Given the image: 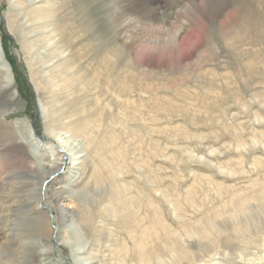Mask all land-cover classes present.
<instances>
[{
  "label": "rangeland",
  "instance_id": "obj_1",
  "mask_svg": "<svg viewBox=\"0 0 264 264\" xmlns=\"http://www.w3.org/2000/svg\"><path fill=\"white\" fill-rule=\"evenodd\" d=\"M24 1L0 0V60L8 69L0 65V264H141L131 237L149 232L148 247L169 244L162 230H151L161 222L199 255L201 238L187 233L211 220L226 227L237 207L230 193L259 202L264 0L214 5L219 16L206 22L193 6L197 0H140L153 13L148 18L120 0ZM48 40L67 51L54 71L36 61ZM60 72L66 82L64 76L55 86L48 77ZM73 125L82 135L62 140L74 155H64L51 178L54 157L45 138L59 143L55 134L65 138ZM35 139L45 156L28 144L35 147ZM53 179L68 190L57 199L46 187ZM39 188L47 222L34 218ZM4 197L11 200L10 226L1 219ZM227 237L242 249L235 235Z\"/></svg>",
  "mask_w": 264,
  "mask_h": 264
},
{
  "label": "bare ground",
  "instance_id": "obj_2",
  "mask_svg": "<svg viewBox=\"0 0 264 264\" xmlns=\"http://www.w3.org/2000/svg\"><path fill=\"white\" fill-rule=\"evenodd\" d=\"M9 1V0H8ZM12 3L14 2V0H10ZM30 0H27V2ZM213 1V3H212ZM225 1H229V0H197L195 9L197 10L198 14H199V18H202V21L206 22V20H212L213 18H216L219 16V12L217 10H215V8H213L212 6L214 5H221V6H216L217 8H222L224 9V7L222 6V4L225 3ZM26 2V0L24 1ZM23 2V3H24ZM113 2V1H112ZM121 3H123L124 8L130 12L131 14H137V15H141L143 17H147L150 16V14H153L152 11H149L147 5L145 3H142L140 0H120ZM10 3V2H8ZM116 3V2H115ZM212 4V5H210ZM116 7V5H115ZM119 8H120V4H119ZM121 9V8H120ZM185 10V9H184ZM122 11V10H121ZM112 12V11H111ZM110 12V13H111ZM119 12V11H118ZM124 12V11H123ZM108 13V12H107ZM128 13V15L130 14ZM112 14V13H111ZM116 14V13H115ZM108 15V14H106ZM113 15V14H112ZM122 15V14H121ZM221 15V14H220ZM123 16V15H122ZM130 16V15H129ZM133 16V15H132ZM136 16V15H135ZM134 16V17H135ZM198 16V15H197ZM116 17V16H114ZM133 17V18H134ZM196 17V15H195ZM130 18V17H129ZM132 18V17H131ZM130 18V19H131ZM139 18V17H138ZM148 18V17H147ZM113 19V18H112ZM205 19V20H203ZM116 20V19H115ZM123 20V19H122ZM113 21V20H112ZM111 21V22H112ZM121 21V20H120ZM132 21V20H131ZM139 21V20H138ZM213 21V20H212ZM114 22V21H113ZM112 22V23H113ZM144 22V21H143ZM142 22V24H143ZM188 23V22H187ZM210 23V22H209ZM117 24V23H116ZM115 24V25H116ZM122 24V23H121ZM120 24V25H121ZM138 24V22H137ZM205 25V24H204ZM124 26V25H123ZM126 26V25H125ZM144 26V25H143ZM188 26V25H187ZM181 30V29H180ZM184 37V36H183ZM60 38V37H59ZM34 42V41H33ZM31 43V42H30ZM40 43V42H39ZM55 44V45H53ZM35 46V45H34ZM44 47L49 46V49H47L46 54L43 56H39L38 58H36V61L39 62V64H37L40 68L43 67V65H47L50 64L51 65V71L56 70L59 66H60V59L65 58V54L67 51H63L60 50V43L57 41H50L48 40L46 42V44L43 45ZM74 47V46H73ZM4 50V49H3ZM30 52L32 55H37L36 53L38 52V48H31ZM44 53V52H43ZM64 56V57H63ZM59 57V58H58ZM0 59H1V52H0ZM64 63V62H62ZM3 65L5 67V70L7 69V66L3 63V61L0 60V65ZM1 65V67H2ZM66 70H70V66H66ZM50 68V67H49ZM43 69V68H42ZM8 70V69H7ZM72 70V69H71ZM83 71V70H82ZM44 71H42L43 73ZM9 72H7L6 75V81L7 83H9L10 77H9ZM46 74V73H45ZM47 75V74H46ZM73 75V74H72ZM65 75H63V72L59 73V76L53 79H50L48 77V80L50 81H55L56 85L58 86L59 84V80L64 77ZM75 76V74H74ZM60 78V79H59ZM77 78V77H76ZM67 77L65 76L63 78V82H66ZM78 81L80 82V80L78 79ZM83 82V81H82ZM88 82V81H87ZM11 83V82H10ZM37 83V82H36ZM91 83V82H90ZM89 84V83H88ZM54 102V101H53ZM56 104V103H55ZM49 105V104H48ZM50 107V105H49ZM53 108V107H52ZM55 108V107H54ZM50 109V108H49ZM56 111V110H55ZM48 112V109H47ZM53 115V114H51ZM55 115V114H54ZM49 121V120H48ZM55 123V122H54ZM93 123V121H92ZM15 125V129L17 130V132H20L19 129V123H13ZM22 126V125H21ZM53 127V126H52ZM70 127V126H68ZM93 127V126H91ZM12 128V127H11ZM55 130V127H53ZM67 129V128H65ZM91 129V128H90ZM95 129V127L93 128ZM30 130V129H29ZM28 130V131H29ZM51 130V129H49ZM52 130V131H54ZM103 130V128H102ZM51 131V132H52ZM50 132V133H51ZM56 132V130H55ZM54 132V133H55ZM66 133V137H61V135H58L57 133L54 135L57 138V141L60 143V145H57L59 143H55V141H52V139H50V137H46L45 140L49 141V142H44L47 147L50 149L49 152L50 154L54 157V159H52L49 163V165H47L48 167V175L51 176V178L53 176L56 175V173L60 172V168H61V162L64 161V155H69L72 157L74 155V153L71 151L72 147L69 146V143L66 144L64 143V141L62 139H67V141H70L75 138L74 136H76V134H81V127H79V125H73L71 126V128H68L67 130L64 131ZM59 133V132H58ZM27 134V133H26ZM26 134H20V137H22L24 140H26ZM31 131H29L28 136L32 137L31 135ZM106 134V133H105ZM82 135V134H81ZM107 135V134H106ZM107 137V136H106ZM79 139V138H78ZM55 140V139H54ZM75 140V139H74ZM83 140V139H82ZM85 140V139H84ZM28 141V140H27ZM26 141V142H27ZM33 143L35 144V147L28 141V144L30 145V147L33 148V150L35 152H37L36 154L39 155L40 157H42L43 152H41L36 146L40 144V142L35 140H32ZM74 143V141H73ZM43 144V143H42ZM77 144V143H75ZM72 145V144H71ZM85 145V144H84ZM88 146V145H87ZM86 147V145H85ZM104 147V146H103ZM105 149V147H104ZM81 150V149H80ZM106 151V149H105ZM45 152V151H44ZM61 152V155H59V153ZM101 152V151H100ZM83 153H85L83 151ZM107 153V152H105ZM33 154V153H32ZM47 154V153H46ZM86 155V153H85ZM107 155V154H106ZM45 156V155H44ZM104 156V155H103ZM35 158V157H34ZM87 161V157H84ZM77 158H72L71 161H75ZM98 159V158H97ZM38 160V159H37ZM40 160V159H39ZM41 160H43L41 158ZM104 162V161H103ZM90 163V162H89ZM88 163V164H89ZM60 164V165H59ZM80 164V163H79ZM51 165V166H50ZM82 166V164H80ZM90 165V164H89ZM220 165V164H219ZM221 166V165H220ZM94 167V166H93ZM139 167V166H137ZM222 167V166H221ZM141 168V167H140ZM136 169V170H141V169ZM217 168L219 169V167L217 166ZM111 170V169H109ZM220 170V169H219ZM122 171V170H121ZM124 171V170H123ZM126 172V171H125ZM122 176V175H121ZM58 179V178H57ZM104 179V178H103ZM89 182V181H88ZM61 179H59V181L53 179L51 180L50 184L47 185L46 187L48 189H50L52 196L54 199H57L58 197L61 196V194L63 192H65V188L64 185H61ZM92 183V182H91ZM122 183V182H121ZM119 184L122 186V184ZM149 183V182H148ZM53 184H57L55 186H53ZM39 186V185H37ZM42 186V185H40ZM120 186V187H121ZM255 186L258 187L257 189V200L259 202H255L251 203L250 201H248V197H245L244 199H240V195L233 196L235 193H230L231 195H229L230 197H228V199H230V203H234L235 206H237L236 208H234L232 211L233 216H230L229 219V224L225 227V225L221 226V224L216 223L217 221L211 220L209 222V226L203 225V226H199L197 228L196 226V230H190L187 233V237L188 235H190L191 237L194 236H198L199 238H201V242H200V247L199 249V255L190 252V250L186 249L183 245H180L179 243H181L182 241H185V239H183L180 234L178 232H171L169 231V227L165 224V222H161V223H155L152 224L151 226V230H155V229H160L163 231L164 233V238L167 240V243H164L162 245H155V243H151L152 245L150 247H148L149 245V241H147V237H148V233H145L147 236L143 239L139 238V239H135V237H131L133 240L131 242L132 246H135L136 250H137V254H135L134 256L136 257V261L140 262L141 264H264V181H257L255 183ZM35 187V186H33ZM151 187V186H150ZM122 188V187H121ZM36 189V188H35ZM34 189V190H35ZM46 189V188H45ZM44 189V191H45ZM151 189V188H150ZM41 188H39L38 193L36 194V197L34 198V201L31 200L35 206L34 209L38 210L39 212L36 214H34V218H36L38 220V218L40 217H45L46 219H44L46 222L47 220V213L45 212V207H43V193L41 191ZM71 190V189H70ZM69 190V191H70ZM153 190V189H151ZM37 191V190H36ZM68 191V190H66ZM76 190H71L70 191V195L72 196L71 192H74ZM41 192V193H40ZM153 192V191H152ZM33 193V192H32ZM48 193V191H47ZM67 193V192H66ZM155 193V192H154ZM145 195V194H144ZM48 195H46V198L48 199L49 197H47ZM69 196V193L68 195ZM75 195L73 194V197ZM78 196V195H77ZM30 197V196H29ZM7 199V202L4 204V216L1 217L2 222L7 221L6 223H4L5 225L10 226L9 221L7 220L8 214H9V207L10 204L9 202L11 201L9 199V197H4ZM31 199V198H30ZM169 200V199H168ZM247 203V204H246ZM24 205V204H23ZM30 206V203L27 204ZM65 205V204H63ZM63 205L61 206V208H58L59 213H61V215H63L64 211L66 209L63 208ZM82 205V204H81ZM119 205V204H118ZM246 205V206H245ZM33 206V205H32ZM84 207V206H83ZM115 207V206H114ZM120 207V206H119ZM30 208V207H29ZM232 209V208H231ZM29 210V209H28ZM254 210V211H253ZM33 211V209L31 210ZM87 211V210H86ZM23 212V211H22ZM79 212V210H78ZM82 212V211H81ZM79 212V213H81ZM25 213V212H24ZM63 213V214H62ZM74 213V212H73ZM72 213V214H73ZM83 213V212H82ZM87 213V212H86ZM89 213V212H88ZM70 214V213H69ZM77 214V212H76ZM84 214V213H83ZM231 214V212H230ZM24 215V214H23ZM60 215V214H59ZM67 215V214H66ZM78 215V214H77ZM87 215V214H86ZM58 216V215H57ZM65 216V215H64ZM73 217V215H70ZM76 216V215H75ZM78 217V216H77ZM21 218V217H20ZM23 218V217H22ZM26 218V216H25ZM28 218V217H27ZM26 218V219H27ZM31 218V217H30ZM33 218V219H34ZM60 218V217H58ZM74 218V217H73ZM25 219V220H26ZM32 219V221H33ZM64 219V218H63ZM89 217L85 216V222H88ZM71 220V219H70ZM75 220V219H74ZM123 220V219H122ZM4 221V222H5ZM24 221V218H23ZM41 222H39V228L40 230H42V219H40ZM63 221V220H60ZM121 221V220H120ZM65 222V220H64ZM72 224H74L76 226H74L76 233H79L82 237L83 234L80 231V227L79 225H77L79 222H74L73 220L71 221ZM83 222V221H82ZM122 222V221H121ZM60 223V222H59ZM70 223V222H69ZM128 223V222H127ZM45 229V226L43 227ZM133 230L135 232H137V228H138V223H135L134 226L132 227ZM47 229V228H46ZM39 230V229H38ZM24 231V230H23ZM88 231V229H87ZM145 231V230H144ZM142 233H144L142 231ZM223 233L226 235H223ZM137 234V233H136ZM22 235V234H21ZM79 235V236H80ZM142 235V234H141ZM236 236V240H238V242L240 244L237 245H241V248H232L231 247V242L229 237L227 236ZM78 236V235H76ZM80 236V237H81ZM151 236V235H150ZM9 237V236H8ZM21 237V236H20ZM29 237V236H28ZM220 237V239H224V244L223 242L220 243V239L217 238ZM15 239V238H14ZM196 239V238H194ZM190 240V239H189ZM130 241V240H129ZM87 242H83V246L87 245ZM11 243V241H10ZM14 243V242H13ZM30 243V242H29ZM185 245V244H184ZM253 247V249L251 248ZM43 248V247H42ZM131 248V247H130ZM134 248V249H135ZM128 249V248H127ZM222 249V250H221ZM261 250L260 252H256L257 250ZM77 250V249H76ZM159 250L160 253H164L165 254V258H161V254L159 255ZM251 251H254L255 254H252ZM83 258V257H82ZM85 259V258H84ZM82 260V259H81ZM187 262H184L186 261ZM3 262H7L6 264H10L8 261L2 259ZM89 261V260H88ZM154 261V262H152ZM258 261V262H257ZM85 262V261H83ZM83 262H81V264H83ZM256 262V263H255Z\"/></svg>",
  "mask_w": 264,
  "mask_h": 264
}]
</instances>
